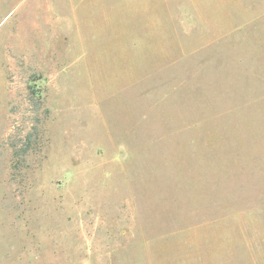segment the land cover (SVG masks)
I'll return each mask as SVG.
<instances>
[{
	"label": "rangeland",
	"instance_id": "374dc122",
	"mask_svg": "<svg viewBox=\"0 0 264 264\" xmlns=\"http://www.w3.org/2000/svg\"><path fill=\"white\" fill-rule=\"evenodd\" d=\"M0 264H264V0H0Z\"/></svg>",
	"mask_w": 264,
	"mask_h": 264
}]
</instances>
